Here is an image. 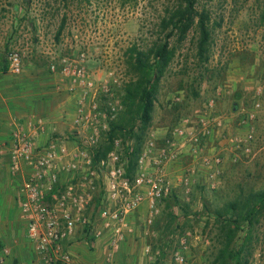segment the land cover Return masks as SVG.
I'll use <instances>...</instances> for the list:
<instances>
[{"label":"rangeland","instance_id":"rangeland-1","mask_svg":"<svg viewBox=\"0 0 264 264\" xmlns=\"http://www.w3.org/2000/svg\"><path fill=\"white\" fill-rule=\"evenodd\" d=\"M4 1L12 5L13 16L18 19L20 17L15 13L19 9L23 14L20 20L24 22L23 25L29 26L32 35L35 34V28L30 22L39 19L44 22L45 29H50V35L56 33L58 36L62 31L66 33L63 26L69 20L72 29L65 36L74 38L79 49L88 48V67L94 73L96 71V75H106L111 68L110 61L112 66L116 59L121 61L122 70L129 77L128 83L117 89L122 103L125 88L138 78L129 67L128 49L135 47L147 51L163 42L168 45V49L175 48L174 57L159 82L152 121L142 150L151 134L170 131L181 117L190 115L209 100L215 101L218 112L226 119L223 130L226 139L252 134L249 158H245L231 142L223 143L220 135L218 138L213 135L201 142L200 155L196 158L185 148L183 156L165 168L173 195L187 206V219L178 223V226H182L183 234H191L186 253L187 264H209L216 254L219 234L218 226L208 219L209 213L224 212L231 203L240 208L251 195L264 191V0H194L196 12H206L209 16L211 39L207 60L202 63L196 55V22L181 40L178 32L172 33L171 26L161 28L162 20L169 18L179 5L184 6L185 0ZM84 42H87V47L83 45ZM219 89L222 90L221 96H217ZM60 92L74 99V114L76 96ZM178 95L181 101L175 102ZM256 102L260 108L254 111ZM234 104L237 110L233 113ZM124 112L125 106L117 120ZM250 112L254 113V117L248 120ZM115 138L120 139L123 146L132 144L124 131ZM212 155L222 159L221 166L211 171L216 183L214 188H211L207 178V170L200 165L201 156ZM191 166L196 168L197 174L192 180L190 194L186 196L179 179L185 169ZM13 186V176L7 166L0 168V206L5 205L6 198L3 196L12 194L9 189ZM172 208L173 214L180 218L181 209ZM149 219L145 204L129 216L128 224L133 231L131 235L137 231L131 253L134 257L139 256L140 264H149L145 250L150 248L156 260L165 242L167 248L164 249L165 256L160 264H170L171 253L178 247L181 236L179 233L169 234V215L164 204L159 213L151 221ZM0 220L3 223V217ZM19 224L23 227L21 220ZM251 228L248 262L257 255L264 259V212ZM105 233L110 240V233ZM91 252L86 249V254L96 255ZM135 264H138V257Z\"/></svg>","mask_w":264,"mask_h":264},{"label":"built area","instance_id":"built-area-1","mask_svg":"<svg viewBox=\"0 0 264 264\" xmlns=\"http://www.w3.org/2000/svg\"><path fill=\"white\" fill-rule=\"evenodd\" d=\"M68 21L63 26L66 33L51 34L47 44L39 40V47L46 70L58 80L56 90L77 98L71 136H50L43 144L36 145L35 137L45 130L42 121L34 120L18 125L10 140L8 171L20 179V212L26 238L41 264H73L65 245L79 232L90 245L101 238L104 231L109 232L107 258L112 260L126 236L133 232L128 224L129 216L144 204L150 221L159 213L162 200L172 192L165 168L177 162L185 148L196 158L204 139L220 135L221 142H231L249 158L253 140L251 133L226 139L223 135L226 119L218 112L215 101L209 100L190 115L181 117L170 131L151 134L137 158L133 176L126 175L127 160L123 158V148L130 145L123 146L118 138H113L111 150L95 161L97 150L109 141L111 124L124 111L117 89L125 86L129 77L117 59L113 66L110 61L111 68L106 75H96V71L88 67V48L79 49L74 38L65 36L72 29ZM16 34L17 39L7 51V70L12 75L22 72L24 58L33 46L32 36L21 31V27ZM83 45L88 46L87 42ZM221 92L219 89L217 96H221ZM180 98L178 95L175 102H180ZM259 108L260 104L254 103L253 110ZM253 117L254 113L250 112L248 120ZM221 164L218 155L200 157L211 188L216 186L211 171ZM196 174V168L191 166L179 179L186 196L190 194ZM62 175L69 176L66 183L61 181ZM190 237V233H185L179 238L170 264H187ZM145 252L149 264H155L150 248ZM8 254V249L2 248L0 264H6ZM248 264H264V259L257 255Z\"/></svg>","mask_w":264,"mask_h":264},{"label":"crops","instance_id":"crops-1","mask_svg":"<svg viewBox=\"0 0 264 264\" xmlns=\"http://www.w3.org/2000/svg\"><path fill=\"white\" fill-rule=\"evenodd\" d=\"M13 14L12 5L2 0L0 2V168L7 166V170L11 134L18 125H26L34 120L42 121L45 131L35 137V144L41 145L50 136H71L74 116L72 114L74 99L56 91L58 80L48 73L44 58L40 54L39 40L47 44L50 29H45L44 22L38 19L37 22H30L35 28L33 29L35 34L32 35L29 26L23 25L24 22L20 20L23 14L19 9L15 13L20 17L19 19ZM19 27L21 31L32 36L33 46L24 58L22 72L12 75L7 70V51L11 43L17 39L16 32ZM68 180L69 176H61L63 183ZM19 183L20 179L13 177L14 186L9 189L12 194L3 196L6 199H4L5 205L0 206V217H3V223L0 220V243L9 251L6 264H41L33 245L26 238L25 222L20 212ZM20 220L23 227L19 224ZM106 234L90 245L79 232L73 240L66 243L65 248L72 255L73 263L135 264L137 257L138 264L141 263L139 256L134 257L131 253L133 238L137 235V231L135 235L126 236L125 243L113 254L112 260L107 258L109 240ZM86 249L92 250L91 253L95 252L96 255L86 254ZM26 251H29L28 255ZM97 252L100 254L97 255Z\"/></svg>","mask_w":264,"mask_h":264},{"label":"trees","instance_id":"trees-1","mask_svg":"<svg viewBox=\"0 0 264 264\" xmlns=\"http://www.w3.org/2000/svg\"><path fill=\"white\" fill-rule=\"evenodd\" d=\"M183 2L185 3L184 6L183 4L179 5L169 18L162 20L161 28L166 29L171 26L172 33L178 32L181 40L191 28L193 22H196L195 27L198 35L196 55L199 62L202 63L207 60L208 46L211 39L208 25L209 16L206 12H196L194 0ZM262 18L264 19V11ZM174 54L175 48L168 49L165 42L157 43L147 51L137 50L135 47L128 49L129 67L138 78L136 82L125 88L123 96L125 112L119 120L111 124L108 133L109 141L97 150L94 157L95 161L104 157L111 150V140L124 131L128 138L132 140V144L128 148H123V156L127 160L125 171L129 177L134 175L137 158L142 150L147 130L152 121L159 82ZM162 204L168 209L169 234L179 233V237L182 236L184 232L182 226H178V223L179 221L185 222V219H187V206L180 203L172 192L162 200ZM172 207L181 209L182 218L173 214ZM263 212L264 191L251 195L240 208L231 203L224 212L214 211L209 213L208 219L215 222L219 233L216 254L209 264H248L251 254L249 248L252 239L251 227ZM164 243L160 248L161 253H158L159 256L155 260V264H160L165 256L164 249L167 248V245H164ZM1 250L2 244L0 243V252Z\"/></svg>","mask_w":264,"mask_h":264},{"label":"water","instance_id":"water-1","mask_svg":"<svg viewBox=\"0 0 264 264\" xmlns=\"http://www.w3.org/2000/svg\"><path fill=\"white\" fill-rule=\"evenodd\" d=\"M237 110L236 104L233 105L232 112L234 113Z\"/></svg>","mask_w":264,"mask_h":264}]
</instances>
